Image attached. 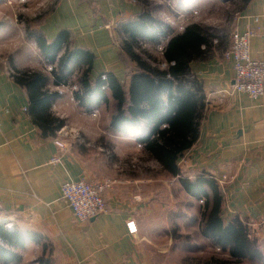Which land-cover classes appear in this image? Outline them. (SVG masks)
<instances>
[{
  "label": "crops",
  "instance_id": "obj_1",
  "mask_svg": "<svg viewBox=\"0 0 264 264\" xmlns=\"http://www.w3.org/2000/svg\"><path fill=\"white\" fill-rule=\"evenodd\" d=\"M92 1L95 14L80 0H60L38 29L47 40H53L60 31H68L72 48L93 54V77L113 74L126 86L129 80L119 58L116 31L121 22L138 15L141 8L127 0ZM234 30L253 32L251 59L263 60L264 0H240ZM226 49L213 50L207 59L190 64L191 73L202 84L207 110L199 138L185 152L179 166L181 176L188 179L200 171L211 175L220 187L224 220L237 217L245 223L264 251V96L251 99L233 94L220 102V92L230 87L233 76L232 62L222 55ZM22 52L11 53L15 56L11 66L7 59H0L1 221L48 240L53 248V264H170L171 213L178 203L174 205L175 199L167 189L169 184L161 179L160 165L143 147L138 154L134 133H113L111 117L105 118L108 130L93 129L97 112L103 106L93 111L94 117L91 112L94 121L85 118L87 126H83L71 114V110L79 114L77 104L63 95L51 111L65 121V126L77 131L78 139L62 151L53 143L56 135L43 138L28 113L25 90L12 77L14 70L39 72V67L27 62L31 54ZM19 56L26 59L17 62ZM101 119L97 122L101 123ZM109 153L126 154L130 167L115 170ZM143 156L149 160L150 168L159 170L157 175L143 172ZM53 158L60 162H51ZM134 159L136 164L132 163ZM103 177L115 181L105 194L106 212L79 223L61 199L62 184ZM168 178L185 198L193 200L184 193L178 178ZM182 210L189 218L186 206ZM131 220L137 227L135 236L127 233L126 223ZM34 250L40 254L41 246L27 242L21 252V264H31L33 259L29 258Z\"/></svg>",
  "mask_w": 264,
  "mask_h": 264
},
{
  "label": "trees",
  "instance_id": "obj_2",
  "mask_svg": "<svg viewBox=\"0 0 264 264\" xmlns=\"http://www.w3.org/2000/svg\"><path fill=\"white\" fill-rule=\"evenodd\" d=\"M80 1L96 13L92 0ZM41 24L38 23L37 28ZM119 31L128 39L119 55L129 80L126 86L113 74H105V80L101 75L93 77V54L72 48L68 31H60L53 40H47L39 29L31 33L43 58L58 67V73H51L53 79L36 71L14 70L12 77L27 94L32 123L40 129L43 138L55 137L65 126V121L51 111L61 95L51 90L50 85L66 84L68 75L61 73L68 72L70 64L85 68L79 79L81 88L74 95L78 107L91 113L109 103V93L116 107L110 130L121 135L134 133L135 140L160 165L162 172L178 178L187 196L203 202L199 212V236L218 248L221 256L211 255L201 263L264 264V251L248 226L237 217L228 222L224 220L217 181L204 171L198 172L193 179L181 176L179 161L197 142L207 110L202 84L191 75L190 64L207 59L216 48L212 45L213 35L198 24L187 25L181 33L175 34L168 25L155 20L145 7L138 15L121 22ZM170 32L173 34L163 50V59L168 66L165 70L153 66L154 61L148 63L133 50L139 43H159ZM188 75L192 76V81L185 80ZM27 242L41 246L38 264H53V248L48 240L33 232L8 230L3 224H0V264H21V252Z\"/></svg>",
  "mask_w": 264,
  "mask_h": 264
},
{
  "label": "rangeland",
  "instance_id": "obj_3",
  "mask_svg": "<svg viewBox=\"0 0 264 264\" xmlns=\"http://www.w3.org/2000/svg\"><path fill=\"white\" fill-rule=\"evenodd\" d=\"M59 1L60 0H0V59H7L9 65L11 66V62L14 63L13 57H15L11 54L13 51L14 53L17 51L19 55L22 51L24 54L27 52L28 54H31V57L28 58L27 62H32L31 64H34L35 67H39L40 73L47 75L50 79H53L51 77V73L53 71H57L58 67L54 64L48 63L45 58H43L31 38V33H36L38 30L36 25L41 23L43 18L54 10ZM127 1L133 3V5H137L141 9L145 7L155 20H159L164 23V25H168L171 32L175 34L182 32L179 31L180 27H186L190 24H198L205 29H208L213 35L212 39L217 40L216 45L212 44L216 47L214 49L215 52L221 49H226V47L228 48L230 37L234 30V18L240 5V0ZM119 25L117 31L115 30L117 33L115 42L121 51L123 44L127 42L128 39L125 34H122L121 31H119ZM171 32L168 37L162 38L159 43H139L138 45L133 46V50L148 63H152L154 61L155 63H152L153 66L161 70H165L168 66L163 59V50L171 34H173ZM25 59L26 58L19 56L17 62L24 61ZM84 71L85 68H79L78 66L70 64L68 72L61 73L63 76L66 75V73L68 75L66 76V84L58 87L51 84L50 89L58 91V88L62 91L61 93L58 91L60 95H63V97L66 96L69 100L70 98L71 100L73 98L74 103H76L74 95L81 88L79 79L83 75ZM191 75L193 74L191 73ZM191 75H188L185 80L192 81ZM107 97L109 99V103L98 110L96 116L98 118H96V125L93 127L94 130H108V128L105 127V118L111 117L116 112L115 102L111 99L109 93L107 94ZM70 102L73 103L72 101ZM76 107L79 114L75 113L73 110H71V114L73 117H77V120L79 119V123H81V125L87 126L85 118L92 119V121H94L95 118L90 116L96 114L95 112L90 115V113H85L84 110L80 109L78 105H76ZM83 114L86 115L83 116ZM80 117H82V119ZM101 117V123H98L97 119L100 120ZM137 148L139 147L137 146ZM140 152L141 148H139L138 152V154L141 155ZM107 156L109 159H113V164L115 165V168H113L117 171H123L125 168L130 167V164L126 163L128 159L126 154H122L121 156L120 154H115L113 156V154L109 153ZM141 162H143L141 165L142 168L143 165H145L144 167L146 168L143 172H146L147 174L149 173V175L153 172L156 175L158 174L159 170L157 168H150L149 160H147L146 157L143 156ZM132 163L136 164L137 160H132ZM159 174L162 181L169 184L167 189H170L169 191L175 199V202H173L174 205L178 203V205L174 207L175 210L173 213H171L173 216V226L170 227V235L171 242L173 243V249L170 254H168L169 263L202 264L201 262L208 259L211 255L221 256V252H219L218 248L213 247L208 240L200 238L199 236V212L202 209L203 202L185 198L181 190H179L174 183H172V185L170 184L171 180L167 175L163 172H160ZM185 206L188 213H190L189 218L183 210L181 211V208L183 209ZM191 216L193 217L192 219ZM163 240H165V238ZM194 247H196V249ZM32 252L33 255L29 258L33 259L31 264H38L36 261L41 253L38 254V250H34ZM242 264L250 263L244 262Z\"/></svg>",
  "mask_w": 264,
  "mask_h": 264
},
{
  "label": "built area",
  "instance_id": "obj_4",
  "mask_svg": "<svg viewBox=\"0 0 264 264\" xmlns=\"http://www.w3.org/2000/svg\"><path fill=\"white\" fill-rule=\"evenodd\" d=\"M184 28L185 27H180L179 31H183ZM253 35L251 30L243 33L233 30L231 34L228 48L222 55L224 59L232 62L233 76L230 80V87L220 92V102H222L225 97L233 94L246 95L251 99L264 96V59L256 61L252 60L250 56V40ZM213 44L216 45L217 40H213ZM101 79L105 80L106 76L101 75ZM59 92L61 93L60 90ZM92 116L94 117V114ZM77 139V131L64 126L57 131L53 143L57 148L65 151L68 144ZM137 146L139 148L143 147L141 144H137ZM51 162L59 163L60 161L59 158H53ZM114 184L115 181L108 177L89 181H69L62 184L60 196L71 210L74 219L79 223H87L106 212L107 204L105 194L112 189ZM0 224L5 225L8 230L12 229V225L6 224L1 221V219ZM126 229L130 236H135L137 234V227L133 220L126 223Z\"/></svg>",
  "mask_w": 264,
  "mask_h": 264
},
{
  "label": "water",
  "instance_id": "obj_5",
  "mask_svg": "<svg viewBox=\"0 0 264 264\" xmlns=\"http://www.w3.org/2000/svg\"><path fill=\"white\" fill-rule=\"evenodd\" d=\"M226 1H230V0H226Z\"/></svg>",
  "mask_w": 264,
  "mask_h": 264
}]
</instances>
